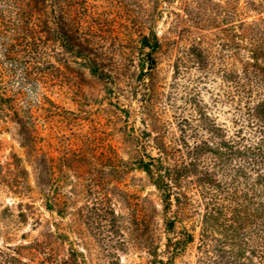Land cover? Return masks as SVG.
<instances>
[{
	"label": "rangeland",
	"instance_id": "1",
	"mask_svg": "<svg viewBox=\"0 0 264 264\" xmlns=\"http://www.w3.org/2000/svg\"><path fill=\"white\" fill-rule=\"evenodd\" d=\"M124 1L128 3L126 8L133 10L136 25L141 24L139 31L153 24L164 41L155 70L158 87L146 114L140 112L135 99L130 96L124 99L122 91L120 98L130 105L128 120L133 121L135 127L141 126L143 116L148 121L150 117L162 140L167 143L171 140L162 157L167 156L164 160L170 162L171 175H177L183 167L173 162L178 160L180 151L175 150L180 147L172 142L173 134L177 135L178 131L171 122V115L174 110L195 111L181 98L182 87L176 100L170 97L175 95L168 85L176 42L168 41L173 22L166 15L167 9L179 12L178 30H188L193 21L201 20L200 26L209 28L203 30L204 34L212 36L230 27L232 11L238 14L234 18L237 22L264 18L260 9L264 0H157V3L153 0L159 14L153 22H145L142 18L144 10L150 8L148 0ZM16 4L0 0V264H161L158 260L165 261L169 256H172L170 264H196L202 229L230 251L229 261L233 264H255L256 259L244 258L247 254L241 250L244 244L240 238L244 230L238 227L242 226L241 216L246 207L240 206L236 211L232 202L235 191L242 192L241 187L235 184L228 187L215 204L219 214L205 216L206 198L192 173H182L177 179L174 189L177 197L172 198L171 209L178 217L175 228L183 226L193 238L172 254L171 247L168 249L166 244L175 235L168 233L164 225L171 213H163L159 192L148 175L137 166H131L121 175L111 169L114 164L128 162L137 153L131 141L123 137L122 115L113 124L102 123V109L108 106L105 100L96 101L104 95L102 82L84 68L76 70L80 66L78 63L61 68L59 74L63 78H51L49 73L56 71L48 65L56 63L53 56L46 54L32 59L27 67L25 54L20 51L23 46L19 42ZM118 8L120 6L107 0H86L83 28L89 24L100 26L112 19L122 20L114 14ZM207 16L218 19L207 25L202 21ZM126 24L131 25L130 22ZM128 33L133 36L134 30ZM218 35L225 37L226 33ZM40 45L46 51L52 48L49 41ZM43 61L46 63L42 64ZM210 69L217 70L213 66ZM209 78L206 86L217 91L219 76L213 72ZM201 93L199 98L208 104L211 92ZM208 106L203 107L208 118L220 123L228 135L240 129L241 122L235 123L230 104ZM240 108L246 110V106ZM70 112L77 113L78 117L71 118ZM113 119L109 122H114ZM114 126L120 131L113 129ZM189 133L192 135L188 139L190 142L212 139L200 124ZM208 146L211 148L212 144ZM235 148L232 152L237 158L247 153ZM147 151L153 156L159 154L153 148ZM46 163L57 178L54 190H48V176L43 174ZM197 170H201L202 184L215 178L216 169L206 160ZM257 193L262 194L260 201L264 202V185ZM261 208L264 203L258 210ZM222 221L231 225L230 229L225 228L228 234L235 227L238 229L232 239H224L228 234L223 236ZM152 244L156 246L153 250Z\"/></svg>",
	"mask_w": 264,
	"mask_h": 264
},
{
	"label": "trees",
	"instance_id": "2",
	"mask_svg": "<svg viewBox=\"0 0 264 264\" xmlns=\"http://www.w3.org/2000/svg\"><path fill=\"white\" fill-rule=\"evenodd\" d=\"M85 1L11 0V3H17L15 6L19 11L17 12L19 42L23 46L20 51L25 54L23 56L26 58V66H30L32 59L41 58L46 54L53 56L56 63L48 65L56 71L49 73L51 78H63L62 74H59L61 68L78 63L80 66L76 70L84 68L102 82L104 95L96 100L98 102L105 100L108 104L102 109L104 110L102 123L113 124L116 122L115 119L122 115L123 137L131 141L137 153L128 162L114 164L111 169L115 174L121 175L131 166H137L148 175L159 192L163 213H171L164 225L168 233L175 235L166 244L168 249L171 247L172 254L193 238L183 226L179 229L175 228L178 217L171 209L172 198L177 197L174 190L177 179L182 173H192L200 185L203 198H206L205 216L219 214L215 204L228 187L233 184L241 187L240 194L234 190L232 202L235 203L236 211L240 210V206L246 207V212L241 216L243 228L238 227L244 230L240 242L244 244L241 250L247 255L243 257L248 260L256 259L255 264H264V208L258 210L264 202L260 201L262 194L257 193L264 185L262 184L264 182L262 180L264 179V18L251 21L239 19L237 22L234 18L238 14L232 11L230 27L218 30L217 34L213 33L214 35L210 36L208 33L204 34L203 30L209 28L200 26L201 20L193 21V24L188 26V30H178V25L181 24L178 19L179 12L167 9L166 15L170 16L173 22L168 31L171 33L168 41L176 42V54L171 65V79L168 85L175 95L170 97L171 100H176L178 90L182 87L184 93L181 98H184L189 106L194 107L195 111L184 113L174 110L171 115L173 119L171 122L178 131L177 135L173 134L172 142L180 147L175 150L180 151L178 160L173 162L183 167L181 173L178 171L177 175L176 173L171 175L170 162L164 160L167 156L164 159L162 157L164 149L171 140L168 143L162 140L159 132L155 130V124L150 122V117L148 121V118L143 116L140 119L141 126L135 127L133 121H129L130 105L120 98L125 95L124 99L127 96L135 99L138 108L141 109L140 112L146 114L158 87L155 82V70L164 41L163 35L153 28V24H148L145 30L139 31L141 24L136 25L138 22L134 18L133 10L126 8L128 3L124 0H107L120 6L114 14L122 17V20L112 19L100 26L89 24L83 28L82 21L86 19ZM147 3L150 8L144 10L142 18L145 22H153L159 14L155 10L153 0H148ZM260 9L264 12V6ZM185 10L186 8L183 7V11ZM184 14L188 15L187 12ZM217 19L207 16L202 21L210 25V21ZM126 22H130L131 25L128 26ZM130 29L134 30L133 36L128 33ZM180 31H182L181 35L178 34ZM223 32L226 33L225 37L218 35ZM47 41L52 44L51 52L41 48L40 44ZM104 41L107 43L106 46ZM44 63L46 61L42 64ZM212 66L217 70H211ZM213 72L220 78V84L216 87L219 92L213 87L210 89L206 86L211 80L209 75ZM202 91L211 92L209 105L227 103L232 106L235 123L241 122L240 129L236 128L233 135H228L226 130L221 128L220 123L208 118L204 108L209 106L199 98L203 95ZM81 96L84 99L83 94ZM240 106H246V110H241ZM70 113L71 118L78 117L77 113ZM111 118H114V122H109ZM199 124L206 128L212 139L190 142L188 139L192 138V135L189 132L196 130ZM116 128L117 126H114L113 129ZM243 128L246 131L243 132ZM117 129L120 131L119 128ZM23 143L26 145L25 141ZM211 144L213 148L212 146L209 148L208 145ZM235 147L246 150L247 153L243 154L242 158L241 156L237 158L232 152ZM147 148H153L159 154L153 156ZM203 160L216 169L217 175L202 184L201 170L196 171V169L201 167ZM43 174L48 176L46 178L48 190L51 188L54 190L57 178L54 177V171L47 167V163L44 164ZM258 178L262 179L257 181ZM221 227L225 237L228 234L225 228L230 229L231 225L222 221ZM238 229L235 227L224 239H232L234 237L232 234ZM205 231L202 229L199 235L196 264H233L229 261L230 251H226L227 249L216 243L212 237H208ZM153 247L154 244L151 250L156 246ZM171 261L172 256L165 261L158 260L161 264H170Z\"/></svg>",
	"mask_w": 264,
	"mask_h": 264
}]
</instances>
